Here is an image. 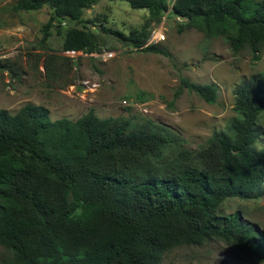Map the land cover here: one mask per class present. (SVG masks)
<instances>
[{
    "label": "trees",
    "instance_id": "obj_1",
    "mask_svg": "<svg viewBox=\"0 0 264 264\" xmlns=\"http://www.w3.org/2000/svg\"><path fill=\"white\" fill-rule=\"evenodd\" d=\"M98 0H15L14 10L50 13L52 22L81 21ZM145 9L147 22L126 35L109 32L145 52L165 54L145 43L148 21L169 9L206 36H223L233 51L253 57L264 45L261 0H124ZM55 26V25H53ZM97 35L66 28L62 50L92 52ZM212 103L216 87L179 78ZM225 129L189 149L149 119L98 117L90 109L75 119H50L43 105L26 102L11 113L0 108V264H157L177 246L215 238L263 258L264 242L239 212L219 215L229 197L264 198V147L257 117L264 113V70L233 90Z\"/></svg>",
    "mask_w": 264,
    "mask_h": 264
},
{
    "label": "rangeland",
    "instance_id": "obj_2",
    "mask_svg": "<svg viewBox=\"0 0 264 264\" xmlns=\"http://www.w3.org/2000/svg\"><path fill=\"white\" fill-rule=\"evenodd\" d=\"M14 1L0 0V108L11 113L29 102L45 106L50 119H75L90 109L101 118L149 119L171 131L182 146L195 149L212 131L225 129L234 116L233 88L264 70V45L254 53L257 57L246 46L233 51L223 36H206L169 9L158 20L148 21L145 29V43L164 49L165 54H160L133 48L109 32L126 35L147 22L145 9H132L124 0H98L83 10L81 21L61 20L59 31L53 21L44 40L41 27L50 9L43 5L14 10ZM69 27L94 32L98 49L65 53L61 42ZM180 77L214 84V102L178 88ZM83 80L94 85L85 86ZM256 122L260 135L255 146L260 148L264 147V113ZM232 212H239L264 242V198H225L218 213ZM4 254L0 247V258ZM157 264H264V257L212 238L199 245L174 247Z\"/></svg>",
    "mask_w": 264,
    "mask_h": 264
},
{
    "label": "built area",
    "instance_id": "obj_3",
    "mask_svg": "<svg viewBox=\"0 0 264 264\" xmlns=\"http://www.w3.org/2000/svg\"><path fill=\"white\" fill-rule=\"evenodd\" d=\"M64 51H65V53H71V54H75V53H77V54H81V53H82V52L79 51V50H76V51H74V50H64ZM82 83H83V85H85V86H88V85L93 86V85H94L93 83H88L87 80H83ZM122 102L125 103L124 100H123Z\"/></svg>",
    "mask_w": 264,
    "mask_h": 264
}]
</instances>
